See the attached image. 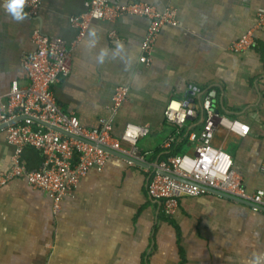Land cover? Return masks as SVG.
<instances>
[{
    "label": "crops",
    "instance_id": "0c3cea01",
    "mask_svg": "<svg viewBox=\"0 0 264 264\" xmlns=\"http://www.w3.org/2000/svg\"><path fill=\"white\" fill-rule=\"evenodd\" d=\"M132 1L177 11L178 24L161 29L148 64L140 62L149 26L143 17L92 22L74 44L79 31L70 19L84 12L85 0H40L38 14L24 9L21 21L0 7V98L15 83L27 86L21 61L35 50L32 35L40 30L73 46L70 73L53 93L61 110L83 127L98 128L99 119L111 115L116 89L128 87L112 136L120 138L128 122L148 126L137 150L154 165L179 154L172 146L202 129L209 102L218 117L250 126L244 138L218 127L213 145L232 156L248 192L264 189V26L256 28L264 0L120 3ZM253 29L249 50H229ZM170 100L188 107L182 129L165 121ZM13 152L0 131V174L11 169ZM0 264H264V210L209 193L181 197L177 213L167 218L147 193L145 172L113 156L66 193L57 212L49 196L24 179L0 187Z\"/></svg>",
    "mask_w": 264,
    "mask_h": 264
},
{
    "label": "built area",
    "instance_id": "2783aa9c",
    "mask_svg": "<svg viewBox=\"0 0 264 264\" xmlns=\"http://www.w3.org/2000/svg\"><path fill=\"white\" fill-rule=\"evenodd\" d=\"M23 7L29 16H36L41 2L24 0ZM126 15L149 21L140 57L142 64H148L161 29L178 24L174 8L160 11L144 2L120 3L118 0L111 4L109 0H85L84 12L70 19L71 26L79 31L74 44L85 37L92 22H113ZM262 26L264 12L258 16L256 28ZM254 32V29L250 30L233 42L229 50L234 53L249 50L255 43ZM32 41L35 50L21 61L27 74V86L20 87L15 83L6 98H0V126L9 124L1 131L14 148L11 169L0 174V187L15 179H24L31 187L46 193L57 212L64 195L77 188L91 169L99 172L104 169L108 159L113 157L110 151L125 156L123 160L129 166H138L134 160L146 164L145 156L137 150V144L150 134V129L128 122L120 138L112 136L115 117L128 99L129 88L125 86L115 91L110 117L99 119L96 129L83 127L74 114L61 110L53 93V86L70 73L73 46L67 45L62 38L45 35L40 30L33 32ZM205 112L207 116L202 129L187 137L192 145L191 154L170 155L154 165L139 166L147 175L149 197L160 203L161 211L167 218L175 216L181 197H198L211 191L264 210V189L248 192L233 169L232 156L213 145L218 127L244 138L250 134V126L240 120L218 117L210 109L209 102L205 105ZM188 115V107L179 100H170L164 111L165 121L178 130L184 127ZM172 142L167 141L164 148H170ZM27 149L42 158L38 168L27 167L23 158ZM261 173L264 175V165Z\"/></svg>",
    "mask_w": 264,
    "mask_h": 264
},
{
    "label": "trees",
    "instance_id": "16d2710c",
    "mask_svg": "<svg viewBox=\"0 0 264 264\" xmlns=\"http://www.w3.org/2000/svg\"><path fill=\"white\" fill-rule=\"evenodd\" d=\"M189 143L186 139L181 140L180 143H177L175 146H172V150L174 153L185 154L186 149L189 148ZM23 158L27 164L29 169H35L34 167L38 168L42 162V158L33 150L25 151L23 154ZM166 157L161 158V160L165 159Z\"/></svg>",
    "mask_w": 264,
    "mask_h": 264
},
{
    "label": "clouds",
    "instance_id": "9594fccd",
    "mask_svg": "<svg viewBox=\"0 0 264 264\" xmlns=\"http://www.w3.org/2000/svg\"><path fill=\"white\" fill-rule=\"evenodd\" d=\"M23 5L24 0H2V3H0V7H3L17 21H21L26 17ZM94 34V32L90 33L91 36ZM102 59L103 56H101Z\"/></svg>",
    "mask_w": 264,
    "mask_h": 264
},
{
    "label": "water",
    "instance_id": "95a60500",
    "mask_svg": "<svg viewBox=\"0 0 264 264\" xmlns=\"http://www.w3.org/2000/svg\"><path fill=\"white\" fill-rule=\"evenodd\" d=\"M8 125H9V124H4V125L0 126V131H1L3 128L7 127ZM46 127H48V126L46 125ZM56 130H57V129H56ZM57 131L60 132L59 130H57ZM67 136H69V135H67ZM110 153H111L113 156L119 157V158H121V159H124V158H125V156H123V155L120 154V153L112 152V151H110ZM134 163H135L136 165H138V166L147 167V164H144V163H141V162H138V161H135V160H134ZM173 178L176 179L175 176H173ZM211 193H213V194H217V195H220V196H223V197H225V198H229V199H231V200H237V199L232 198V197H229V196H227V195H225V194H220V193H218V192H216V191H211ZM237 201H240V200H237ZM240 202H241V203H245V204H249V205L251 206L250 203H247V202H244V201H240Z\"/></svg>",
    "mask_w": 264,
    "mask_h": 264
}]
</instances>
